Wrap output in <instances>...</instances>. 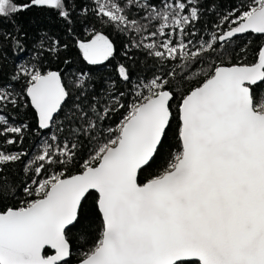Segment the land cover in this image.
Instances as JSON below:
<instances>
[{"label":"snow or ice","instance_id":"1","mask_svg":"<svg viewBox=\"0 0 264 264\" xmlns=\"http://www.w3.org/2000/svg\"><path fill=\"white\" fill-rule=\"evenodd\" d=\"M203 7L0 0V26L13 28L0 38L18 53L27 51L19 14L54 10L64 29L59 37L38 29L31 59L10 73L0 64V264H264V42L250 64L213 58L238 36L264 38V0H240L207 40L195 30ZM116 40L129 59L118 80L72 71L73 46L96 66L115 57ZM25 98L38 131L56 132L13 185L7 165L29 154L4 145L24 142L28 126L11 113ZM166 150L163 170L140 182ZM9 198L19 204L3 205Z\"/></svg>","mask_w":264,"mask_h":264},{"label":"trees","instance_id":"2","mask_svg":"<svg viewBox=\"0 0 264 264\" xmlns=\"http://www.w3.org/2000/svg\"><path fill=\"white\" fill-rule=\"evenodd\" d=\"M16 3H21L22 0H15ZM240 0H200V3L204 5L201 9L202 18L197 22L196 32L199 36L205 40L209 39L210 35L219 34L220 29L216 27L217 24H223L222 17L225 14H228L232 11L235 5H238ZM212 5L211 8H208V5ZM4 18H0L2 21ZM20 25L23 26V30L27 32V38L25 43L27 45V51L24 53H18L12 46L9 40H5L0 38V64H3L5 73H10L12 69L29 59H31V52L33 43L38 39L37 30L40 28L46 29L49 33H51L55 37H59L62 35L64 29L61 21L57 19V14L54 10L50 9H34L29 12L21 13L18 17H14ZM228 25L224 24V29L226 30ZM98 30L108 32L110 29L100 28L97 25ZM0 30L12 32L13 28L10 26L8 22H3L2 26H0ZM112 37H116V33L112 32ZM64 39H68L67 36ZM264 42V38L255 36L252 34H248L243 37L235 38L233 41L227 43L223 48H218L216 53L214 54V59L217 64L223 62L225 65L234 64L241 60L244 63H253L257 58V49ZM117 43V54L114 58L110 59L103 65H88L86 61L83 60L82 54L79 49L73 46L72 51L70 53L71 58L74 63L72 65V71L74 72L79 68L92 69L97 78H111V80H118V66L121 64L129 63L128 57L124 56V48L121 46V41L116 40ZM241 46L247 48V52H241ZM237 53H240L237 55ZM246 56V59H245ZM135 59L143 60V57L140 53H136ZM48 65L46 64V67ZM50 67L52 70H56L58 68L63 67L59 62H52ZM136 67V65H133ZM205 69L209 67V65H203ZM79 75V73H76ZM191 86V85H189ZM26 106L21 107L18 111H13L11 113L12 119L14 120L15 126L27 125L28 128L25 132L24 142L22 144L16 145H4L5 150L7 151H26L28 152V157L25 158L24 161L15 164L7 165L4 176L8 183L17 185L21 179H26L27 175L25 172H22L21 169L25 167V164L31 160L38 147L41 143V140L48 139L56 129L53 128L51 130L38 131V118L35 111L32 109L28 98H25ZM123 110H121L122 112ZM123 119V115L116 114L113 116L110 121V126L115 127L121 120ZM2 142V141H0ZM177 142L173 140L171 150L175 152ZM86 152V149H85ZM83 159H86V155H82ZM168 158L167 150L163 154L161 159H158L153 163L150 168H146L142 171L139 176L140 182H146L148 179H151L154 175H158L163 167L166 166V160ZM79 170V165L75 167H70V174H76ZM0 183H3V179H0ZM5 206H16L19 204L18 199H6L3 202ZM88 223L95 225L96 218L93 217Z\"/></svg>","mask_w":264,"mask_h":264},{"label":"rangeland","instance_id":"3","mask_svg":"<svg viewBox=\"0 0 264 264\" xmlns=\"http://www.w3.org/2000/svg\"><path fill=\"white\" fill-rule=\"evenodd\" d=\"M210 36H209V38H210ZM45 141H46V139L41 140V143L39 144V147H38L34 156H36L38 154V152L42 151L43 147L45 146V143H44Z\"/></svg>","mask_w":264,"mask_h":264},{"label":"water","instance_id":"4","mask_svg":"<svg viewBox=\"0 0 264 264\" xmlns=\"http://www.w3.org/2000/svg\"><path fill=\"white\" fill-rule=\"evenodd\" d=\"M246 35H248V34H244V35H241V36H238V37H236V38H239V37H243V36H246ZM252 35H255V34H252ZM255 36H257V35H255ZM235 39V38H234ZM29 100V99H28ZM30 102V101H29ZM32 107V106H31ZM32 109L35 111V109L32 107ZM36 113V112H35ZM37 115V114H36ZM37 118H38V115H37ZM43 131H47V130H43Z\"/></svg>","mask_w":264,"mask_h":264}]
</instances>
